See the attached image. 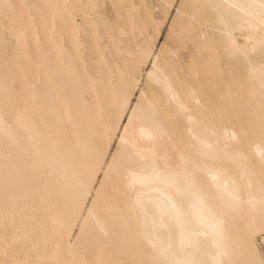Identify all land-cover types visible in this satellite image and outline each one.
I'll list each match as a JSON object with an SVG mask.
<instances>
[{
  "label": "bare ground",
  "instance_id": "6f19581e",
  "mask_svg": "<svg viewBox=\"0 0 264 264\" xmlns=\"http://www.w3.org/2000/svg\"><path fill=\"white\" fill-rule=\"evenodd\" d=\"M260 3L0 0L11 6L7 14L0 7V261L122 264L154 259L147 240L171 245L177 257L203 264H213L218 257L239 261L254 229L252 239L259 249V201L264 195ZM226 4L238 8L203 7ZM180 5L192 7L185 8V17L177 22L175 31L182 33L177 42L169 34L176 11L170 13ZM221 15L227 17L237 42L248 48L255 76L226 55ZM149 40L159 55L160 79L149 78L150 62L139 64ZM132 77L138 83L130 103L134 106L143 91L163 128L157 142L140 146L153 149L160 164L178 165L182 155L194 163L200 184L217 205L228 191H243L245 206L226 216L227 257H220L212 241L196 235L195 206L188 209L187 223H178L160 211L159 192H129L121 180L108 189L117 210L103 218L107 235L92 221L79 240L82 221L65 230L79 180L92 162L89 146L102 141ZM169 90L175 93L174 101ZM178 105L187 114L178 112ZM119 143L114 138L107 145L108 159ZM95 179L103 180V174ZM250 196L255 206L247 203ZM189 240L202 243L189 247Z\"/></svg>",
  "mask_w": 264,
  "mask_h": 264
},
{
  "label": "snow or ice",
  "instance_id": "6c2138e0",
  "mask_svg": "<svg viewBox=\"0 0 264 264\" xmlns=\"http://www.w3.org/2000/svg\"><path fill=\"white\" fill-rule=\"evenodd\" d=\"M5 13L11 7L7 4H0ZM190 5H180L176 9V20H173V28L169 30L170 36H175L177 42L182 38V33L175 31L177 22L182 20L186 13L185 8ZM200 7V6H197ZM205 8H238L235 4L226 5H204ZM259 23L264 27V0L259 4ZM222 24V31L225 38L226 55L235 59L241 70L247 67L250 76H255L257 67L254 66L249 58L247 47L237 42L233 36L232 29L227 17H219ZM264 49V41H262ZM155 55V60L153 56ZM159 55L152 50L151 41H146L140 51L139 64L151 63V71L147 74L150 79H160L162 71L158 64ZM259 89H260V108H261V135L264 136V63L258 66ZM138 81L135 77L130 78L125 83V92L121 94L117 101L116 110L111 114V119L106 127L105 135L99 143L91 144L90 151L92 162L79 180L78 195L71 208V218L65 224V230L70 232L74 222H80L79 240L84 235L85 227L89 221L95 223L98 231L107 235L103 218L112 216L116 213V206L108 196V189L113 183L121 180L124 187L129 192H149L160 193L158 199L163 200L160 211L164 215L173 217L178 223H187L190 212L189 208L195 206L199 229L197 236H203L205 241L210 240L215 247L220 250V257H227L229 238L226 231V216L239 212L244 206V195L240 188L228 191L220 205L214 202V198L206 194L199 182L197 166L190 163L183 155L180 157L178 165L167 162L160 164L159 155L153 150L141 147V142L153 144L157 142L163 134L158 113L151 101L145 96L143 91L138 93L134 106L130 103V97L136 92ZM171 100H175V93L169 90ZM178 112L187 114V109L178 105ZM191 119V116L188 117ZM126 121V122H124ZM118 138L120 143L116 146L115 153L108 159L106 155L107 145ZM243 159L241 155L239 157ZM138 161L147 162L138 164ZM264 164V157H262ZM103 174V180L95 179L99 174ZM99 184V187H95ZM250 188V185H249ZM137 203H141L137 201ZM255 206L256 201L250 196L247 202ZM260 220L258 230L260 237L264 238V195L259 201ZM256 229L253 230L247 247L244 259L234 261L230 259L215 258L213 264H264V244L257 249L255 240ZM71 243V240H69ZM148 245L154 250L155 258L150 260L124 261L122 264H203L198 260H188L177 257L171 245L167 247L158 246L154 240H147ZM202 241H188L189 247H198ZM0 264H8L0 261ZM85 264V262H81Z\"/></svg>",
  "mask_w": 264,
  "mask_h": 264
},
{
  "label": "rangeland",
  "instance_id": "374dc122",
  "mask_svg": "<svg viewBox=\"0 0 264 264\" xmlns=\"http://www.w3.org/2000/svg\"><path fill=\"white\" fill-rule=\"evenodd\" d=\"M179 2H180V0H179ZM179 5V3L177 4V6ZM175 11H176V8H174L173 10H172V13H170V15H174L175 14ZM165 30L163 31V37H162V40L164 41V39H165V37H166V32H167V26L164 28ZM165 35V36H164ZM146 71L148 70V69H145ZM146 82V79H145V76H142V84H144ZM257 243L259 244V247L261 246V238L260 237H258L257 238Z\"/></svg>",
  "mask_w": 264,
  "mask_h": 264
}]
</instances>
